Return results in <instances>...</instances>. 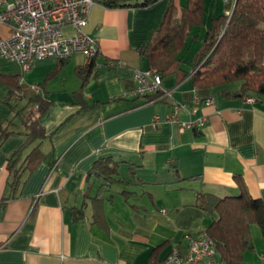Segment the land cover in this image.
I'll list each match as a JSON object with an SVG mask.
<instances>
[{
    "label": "crops",
    "instance_id": "0c3cea01",
    "mask_svg": "<svg viewBox=\"0 0 264 264\" xmlns=\"http://www.w3.org/2000/svg\"><path fill=\"white\" fill-rule=\"evenodd\" d=\"M169 2L147 8L93 5L83 30L97 41L99 53L85 85L78 73L91 59L85 54L61 67L56 59H38L25 72L19 65L1 69L40 85L51 103L40 118L47 131L40 148L49 159L27 176L21 197L7 203L2 198L9 192L8 158L24 137L14 135L0 148V264H149L155 247L165 244L164 258L185 247L186 233L212 222L197 205L199 193L236 195L237 177L264 206V102L216 96L196 88L190 75L178 80L176 74L162 79L165 101L143 104L144 97L135 94V72L147 68L137 48L160 28ZM204 4L205 40L211 19L232 4ZM65 31L73 33L70 26ZM7 33L0 25V36ZM187 48L189 40L182 67L192 74ZM80 91L86 108L74 99ZM211 97L214 103L206 104ZM201 117L207 119L203 127L179 125ZM104 157L121 161L122 182L108 187L90 174ZM252 239L255 249L245 253L244 264H264V220L252 227Z\"/></svg>",
    "mask_w": 264,
    "mask_h": 264
},
{
    "label": "trees",
    "instance_id": "16d2710c",
    "mask_svg": "<svg viewBox=\"0 0 264 264\" xmlns=\"http://www.w3.org/2000/svg\"><path fill=\"white\" fill-rule=\"evenodd\" d=\"M159 1L100 0V3L109 8H147ZM205 12L204 0H188L187 4L181 6L176 5L175 0H170L160 28L153 32L148 42L137 48L147 63L146 69L154 70L162 79L176 74L178 80H184L190 75L196 88L210 89L216 96H241L264 102V0H235L229 14H220L211 19L202 48L189 60L191 74L182 67L185 62L182 52L193 29L204 26ZM98 53L99 50L94 57H89L91 59L86 65L78 69V73L83 76V85L87 83L88 76L96 66L95 58ZM56 60L61 67L69 58ZM14 63L23 72L32 68L31 66L25 70L19 62ZM57 70L58 68L51 75ZM0 84L7 89L5 100L10 105L9 112L13 114L11 119L0 122V148L14 135L24 137L20 148L8 158L9 192L2 198L3 203H7L21 197L27 176L39 164L49 159L48 154L40 148L47 136L40 118L48 111L51 102L41 92L40 85L26 84L20 74L0 70ZM73 94L82 107H88L82 99L81 91ZM166 96L159 90L144 97L143 104L165 101ZM19 101L24 103L19 105ZM28 148L30 151L23 155ZM120 162L113 157L100 158L90 174L101 176L110 187L115 181L122 182L118 171ZM236 182L240 188L236 195L199 193L197 197V205L213 217L204 231L214 241L217 257L222 264H244L245 253L255 249L252 227L264 220L263 203L249 192L242 177H237ZM138 185L144 183L141 181ZM130 204L137 208L136 204ZM34 209L35 206H32V214ZM75 219H79L77 212ZM200 233L201 231L186 233L185 247L182 250L173 249L169 254L174 250L185 253L187 237L198 236ZM164 247L165 244H161L153 249L149 264H163L169 256H160Z\"/></svg>",
    "mask_w": 264,
    "mask_h": 264
},
{
    "label": "built area",
    "instance_id": "2783aa9c",
    "mask_svg": "<svg viewBox=\"0 0 264 264\" xmlns=\"http://www.w3.org/2000/svg\"><path fill=\"white\" fill-rule=\"evenodd\" d=\"M224 1H231L232 6L235 2ZM97 3L100 0H0V25L8 29L5 36H0V58L19 62L28 70L38 59H67L76 54L94 57L98 43L84 32L83 27ZM68 26L73 29L71 35L66 34ZM135 79V94L139 97L162 90V78L154 70L136 71ZM205 102L212 104L214 98ZM206 120L201 117L197 121L179 122V125L183 129L203 127ZM187 238L185 253L174 250L163 264H222L214 241L206 231Z\"/></svg>",
    "mask_w": 264,
    "mask_h": 264
},
{
    "label": "rangeland",
    "instance_id": "374dc122",
    "mask_svg": "<svg viewBox=\"0 0 264 264\" xmlns=\"http://www.w3.org/2000/svg\"><path fill=\"white\" fill-rule=\"evenodd\" d=\"M225 3L230 5L231 1H224ZM208 17L205 15V21H207ZM200 32L201 33V39H194V36H190L189 38V48H187L188 52H185V57L187 60L194 58L195 55L197 54V52L202 48L203 46V38L205 37V27H196L194 29V32ZM193 32V34H194ZM7 64V65H4ZM9 65V66H8ZM7 66L9 67V69L11 70H15L16 66L18 67V65L16 63H11V62H7L5 60L0 59V70L1 69H5L7 68ZM6 90L4 88V86L2 84H0V117L1 119H3V122H6L8 119H11L13 114H11L9 112L10 109V105L7 103V101L5 100V96H6ZM19 105H22L24 103V101H19L18 102ZM125 174V172L123 173ZM250 262V261H249Z\"/></svg>",
    "mask_w": 264,
    "mask_h": 264
}]
</instances>
